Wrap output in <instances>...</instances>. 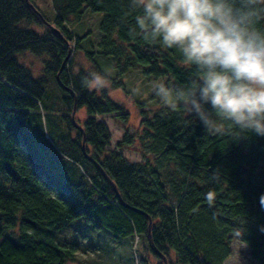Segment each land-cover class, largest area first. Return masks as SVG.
Segmentation results:
<instances>
[{
	"label": "trees",
	"instance_id": "1",
	"mask_svg": "<svg viewBox=\"0 0 264 264\" xmlns=\"http://www.w3.org/2000/svg\"><path fill=\"white\" fill-rule=\"evenodd\" d=\"M49 1L52 20L35 0H0V264L74 262L76 246L56 235L78 218L114 238L144 240L138 264H224L233 235L264 264V137L238 129L209 135L182 109L149 107L153 93L138 104L140 130L108 149L99 116L126 122L128 114L106 88L82 85L90 70L74 71L72 52L85 35L71 23L101 13L97 52L117 75L184 85L194 69L177 50L131 31L139 10L129 0ZM24 53L46 57L38 78L19 62ZM49 78L65 111L43 102ZM73 109H84L82 125L70 118ZM135 138L144 154L131 163L120 149Z\"/></svg>",
	"mask_w": 264,
	"mask_h": 264
},
{
	"label": "clouds",
	"instance_id": "2",
	"mask_svg": "<svg viewBox=\"0 0 264 264\" xmlns=\"http://www.w3.org/2000/svg\"><path fill=\"white\" fill-rule=\"evenodd\" d=\"M129 7L139 10L133 33L177 50L194 69L184 85L153 83L166 107L198 119L209 135L238 129L264 137V0H129ZM82 85L109 81L93 71Z\"/></svg>",
	"mask_w": 264,
	"mask_h": 264
},
{
	"label": "rangeland",
	"instance_id": "3",
	"mask_svg": "<svg viewBox=\"0 0 264 264\" xmlns=\"http://www.w3.org/2000/svg\"><path fill=\"white\" fill-rule=\"evenodd\" d=\"M35 4L47 19H53V10L49 0H35ZM96 15L100 18L101 13L88 15L87 17H83L78 24L71 23L69 25L70 28L72 27L73 32L85 35L84 39L80 41V47L75 48L72 52V69L76 71L78 68H85L89 69L90 72H97L94 67L98 65L99 69L103 72L100 74L109 81V85L105 87L109 98L121 104L123 111L128 114L126 122H122L115 114L99 116V119L104 121L110 133L111 138L107 148L113 149L116 143L122 139L125 132L133 135L140 130L138 104L142 101L149 102L151 99L150 95L153 94L152 88L155 81L149 80L145 82V78L143 79L137 71L117 75L112 67L111 60L100 57L97 52L99 35L96 31L97 28H95V23L98 19ZM33 29L40 30L36 26ZM90 52L91 56L87 54ZM45 59V56L24 53L20 56L19 62L30 71L33 78H38L42 75ZM109 78H114V81H122L124 88H113ZM60 92L59 87L55 84V80L49 78L43 102L50 109L56 110L60 106L61 110L65 111L62 103L58 102L57 96L60 95ZM153 99L149 102V107L155 109L159 105L164 106L158 97H154ZM69 114L70 118H72V113ZM73 118L76 123L82 125L85 118L84 109L75 111ZM120 151L129 162L135 163L141 161L144 147L135 138L133 144L127 148L120 149ZM63 238L66 241H63ZM56 242L76 246L77 251L74 256V262L68 264H138L142 254H145L143 246L146 245L145 241L142 240L141 242L138 237H134V242L130 237L114 238L105 228H95L93 223L88 222L84 218L73 220L68 229L56 235ZM230 245L231 254L227 257L224 264H256L250 256L248 246L242 243L237 235L232 236Z\"/></svg>",
	"mask_w": 264,
	"mask_h": 264
},
{
	"label": "water",
	"instance_id": "4",
	"mask_svg": "<svg viewBox=\"0 0 264 264\" xmlns=\"http://www.w3.org/2000/svg\"><path fill=\"white\" fill-rule=\"evenodd\" d=\"M73 114H74V109H73V111H72V120H73ZM74 121V120H73ZM74 123H75V121H74ZM76 125V124H75Z\"/></svg>",
	"mask_w": 264,
	"mask_h": 264
}]
</instances>
